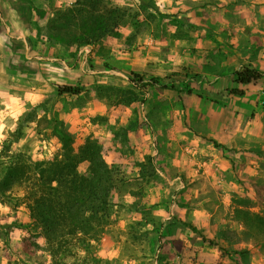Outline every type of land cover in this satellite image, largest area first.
Here are the masks:
<instances>
[{
  "label": "rangeland",
  "instance_id": "rangeland-1",
  "mask_svg": "<svg viewBox=\"0 0 264 264\" xmlns=\"http://www.w3.org/2000/svg\"><path fill=\"white\" fill-rule=\"evenodd\" d=\"M70 6L0 0V85L22 103L0 135V179L18 161L34 179L61 157V134L75 150L95 140L122 182L108 221L87 226V247L69 237L63 262L264 264V80H233L243 65L264 72V0H99L76 19ZM84 30L101 35L81 48ZM131 73L157 84L142 90ZM24 197H0V264L54 259L38 228L18 227Z\"/></svg>",
  "mask_w": 264,
  "mask_h": 264
},
{
  "label": "trees",
  "instance_id": "trees-1",
  "mask_svg": "<svg viewBox=\"0 0 264 264\" xmlns=\"http://www.w3.org/2000/svg\"><path fill=\"white\" fill-rule=\"evenodd\" d=\"M98 2L99 0H75L68 7L71 19H76L77 14L82 13L83 9L77 8L89 3L94 8ZM116 10L111 8L104 10L107 16L105 29H108L107 25H118ZM98 32L81 31L75 41L76 43L84 41L80 44L81 48L91 46L101 35L100 31ZM102 33L106 32L102 31ZM26 43L30 45L27 39ZM233 77L236 84L246 87L264 80V72L251 65H243L233 73ZM127 79L135 86L140 84L139 88L142 90L157 84L152 81L143 83L142 77L135 73L127 75ZM81 94L80 88L63 87L58 90L59 96L78 97ZM232 94L241 96L242 92L233 91ZM58 138L63 150L61 157L37 162L33 167L34 179L30 177L23 161L6 167L5 174L0 179V197H7L14 189L25 190L24 198L27 201L29 221L18 224V227L38 228L39 236L46 240L51 258H54L49 263L34 260L32 264H66L63 258L68 252V244L72 239L77 245L87 247L84 238L87 234V226L90 223L105 224L108 221L110 195L122 182V177L118 176L119 170L104 161L101 148L95 140L88 139L84 145L75 150L70 135L61 134ZM182 226L197 232V229L190 224L183 223ZM69 237H72L71 240ZM35 241L32 242L31 236L23 237L24 250L34 253V249L38 246ZM58 255L60 257L56 259Z\"/></svg>",
  "mask_w": 264,
  "mask_h": 264
},
{
  "label": "crops",
  "instance_id": "crops-1",
  "mask_svg": "<svg viewBox=\"0 0 264 264\" xmlns=\"http://www.w3.org/2000/svg\"><path fill=\"white\" fill-rule=\"evenodd\" d=\"M56 4H72L73 0H55ZM6 88L7 85H5ZM4 93H7L6 95ZM22 106L17 94L2 92L0 85V135L9 130H16L18 127L17 113Z\"/></svg>",
  "mask_w": 264,
  "mask_h": 264
}]
</instances>
